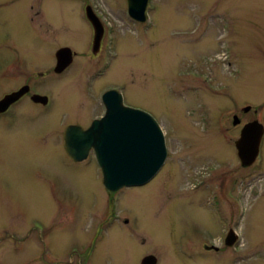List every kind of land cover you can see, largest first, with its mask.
Listing matches in <instances>:
<instances>
[{
    "label": "rangeland",
    "instance_id": "374dc122",
    "mask_svg": "<svg viewBox=\"0 0 264 264\" xmlns=\"http://www.w3.org/2000/svg\"><path fill=\"white\" fill-rule=\"evenodd\" d=\"M21 1L0 0V65L20 57L45 64L53 46L87 47L78 0H42L43 20L56 28L52 39L38 36ZM103 2L117 59L93 89L120 86L125 104L150 114L164 132L166 162L147 185L116 192L119 210L109 225L101 173L91 158H65L61 120L24 116L15 135L0 126V231L7 232L0 264H70L68 250L87 247L95 264H140L147 255L157 264H264V137L261 164L246 175L231 125L236 115L264 128V0H150L147 32L127 15L126 0ZM82 59L90 61L76 60L52 90L59 105L74 104L73 123L100 113L83 95ZM8 68L0 81L12 87L22 73ZM243 105L251 109L245 116ZM228 191L245 213L242 260L219 242L236 212Z\"/></svg>",
    "mask_w": 264,
    "mask_h": 264
},
{
    "label": "flooded vegetation",
    "instance_id": "af4514ba",
    "mask_svg": "<svg viewBox=\"0 0 264 264\" xmlns=\"http://www.w3.org/2000/svg\"><path fill=\"white\" fill-rule=\"evenodd\" d=\"M78 5H79L80 11L81 10L83 11L82 15L80 14L81 19L82 21L87 23L88 28H89L88 45L84 50L81 51V53H78L75 49H73L69 45L63 44V45L53 46L55 50L53 51L52 58L50 61H47L45 64H40V65L32 64L26 61L25 59H23L22 57L17 58L16 60H13V61L5 60L1 63L0 71L3 69L5 65H9V68H8L9 71L18 70L19 72L21 71L22 75L19 76L20 80H18V82L12 87L7 84L6 80L0 81V83H3V82L5 83V86L0 89V126L11 128V134L15 135V132L12 129L15 126L18 119H23L24 116H30L36 119L44 115L47 118H53V120H50L49 123H55L57 120H61L62 125H63L61 141H62V148H63V153L65 155V158L69 159L72 163H75V164L84 163L91 158L94 162L95 168H97V170H99V172L101 173L100 168L98 167L96 163L94 151L92 149H90L87 152L86 158L79 162L74 161L67 154V152L65 151V140H64L65 133H66V130L71 126L79 127L83 131H85L91 126L93 121L102 119L106 113L105 106L102 102V96L106 92L110 90H115L119 92L123 97V102L125 101V97L123 93V88L117 85L109 84V85H104L103 88L93 89L94 83L98 79H101L104 76L105 72L110 67L111 62L117 59L116 58L117 52H116V46H115V36L113 34V23H111L112 18L108 19L110 14L108 13L106 9L103 0H78ZM41 6H42V0H25L23 4V7L27 9L26 12L28 14V20L30 24L32 25L33 29L38 31V36H41L44 39H52L53 35H55L56 28L53 25L43 20ZM88 12L91 18H93L97 22V25H99V28L101 27V37H100L98 45L95 47H94L95 30L91 22V19L88 17V14H87ZM151 26H152V21L142 23L141 27L142 28L144 27L143 29H141L142 32L144 31L147 32V30L149 31ZM64 48H68L71 51V57H70L71 61L67 66L62 67L61 65H58L57 63V54L59 50L64 49ZM80 57L88 58V60H90L88 62L82 59L79 62V63H82V66L86 70V73H87V74L85 73L86 75L84 74L86 76V79L84 80L83 85H82L83 95L88 97L89 100L97 102V105L95 106L94 110L98 109L100 113H98V115L93 116V117L87 116L86 119L84 118L83 122L77 121L76 123H73L72 121L74 120L72 119H74L75 117L73 114V108L75 107L74 104H72V102H69L71 104L62 103L61 105H59L58 102L55 101V97L53 96L52 90L56 86V84H58L57 82H61V80H59L61 79L60 77H63V76L69 77L70 75H72L75 61L80 59ZM94 60H95V63L93 64L92 62ZM230 65L231 64L229 62L228 66ZM41 69H44V70L41 71ZM11 95H16L15 99L11 101V103L1 104V102L4 99L7 100L6 97L11 96ZM36 96L45 97L44 98L45 101L44 100L37 101ZM127 104H125L124 102V105L129 107L130 105L129 104L127 105ZM250 110L251 109L249 108V106L243 105L239 111H242L243 116H245L248 113H250ZM252 112L253 114H256V111H252ZM234 121L237 123L234 124ZM253 121H257V120L247 119L245 122L244 119L242 118L239 119L238 116L233 115L232 121H231L232 129H235L236 132H239V135H240L242 127ZM9 133L10 132H8L7 134ZM263 137H264V134L260 142V148H261V144L263 141ZM260 148H259V154H260ZM259 154L256 160L254 161V163L250 167L244 169V170H247L248 172L246 175H249V171L252 168L257 167L261 164ZM235 181L236 179H232L231 184L234 183ZM198 186H200V183L198 184ZM107 192H108V197L110 199L108 202L109 214H108L107 224L111 225L117 219L116 211L119 210V199L116 198L117 196L116 192L114 193H111L109 191ZM112 194L115 197H112ZM228 197L232 200V203L235 207L236 212L233 216L231 225L229 226L228 230L225 232V235H223L222 239L219 240V242L222 240V244H224L226 248H228L230 253L232 255H237L238 257L237 259L241 258L242 260L243 258L242 251L244 250L245 247L241 245L244 240L242 237L240 227H241L242 219L244 217V213L240 214V206H239L240 203L238 200L236 201L233 198L232 192L228 191ZM6 233H7L6 229H3L2 231H0V235L2 234L5 235ZM41 233L42 232H39L37 234H41ZM39 239L42 240L41 236ZM227 242H231V243L228 244ZM83 250H85L83 253L82 251H78L76 249L68 250V252H70V255L68 254V252L66 253V255H68L70 258V264H95L94 263V256H95L94 250L88 247L84 248ZM203 250L206 253H212L213 251L218 252V247H215L213 245H210V246L204 245ZM40 253L41 254L43 253L46 255V251H44V248L42 249ZM246 254L248 253L244 252V255ZM231 258L233 259V262L231 263H235L233 256H231ZM249 258H251L250 254H248V257L244 260H247ZM59 262L54 261V263L61 264Z\"/></svg>",
    "mask_w": 264,
    "mask_h": 264
},
{
    "label": "water",
    "instance_id": "95a60500",
    "mask_svg": "<svg viewBox=\"0 0 264 264\" xmlns=\"http://www.w3.org/2000/svg\"><path fill=\"white\" fill-rule=\"evenodd\" d=\"M129 17L145 21L148 0H126ZM95 30L94 47L101 37V27L91 18ZM93 17V16H92ZM68 48L59 50L57 63L67 66L71 59ZM16 95L6 97L1 104L11 103ZM37 101H45L36 96ZM106 113L83 131L71 126L65 133V151L76 162L86 158L87 152L94 151L101 170L102 184L110 192L122 188L140 187L151 181L164 165L167 151L163 133L156 121L147 113L124 107L122 96L116 91L102 96ZM235 120V118H234ZM237 123L234 121V124ZM263 135V127L257 121L243 126L238 140L234 143L240 165L245 168L256 160ZM228 244L231 242H227ZM157 259L146 256L141 264H156Z\"/></svg>",
    "mask_w": 264,
    "mask_h": 264
},
{
    "label": "bare ground",
    "instance_id": "6f19581e",
    "mask_svg": "<svg viewBox=\"0 0 264 264\" xmlns=\"http://www.w3.org/2000/svg\"><path fill=\"white\" fill-rule=\"evenodd\" d=\"M152 23H153V21H152ZM152 28H153V24H152V26H151V28H150V29H152ZM150 29H149V30H150ZM244 214H245V213H244Z\"/></svg>",
    "mask_w": 264,
    "mask_h": 264
}]
</instances>
